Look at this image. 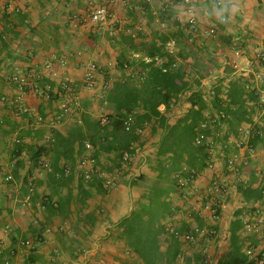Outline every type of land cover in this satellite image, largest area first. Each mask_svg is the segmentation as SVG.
Listing matches in <instances>:
<instances>
[{"label": "crops", "instance_id": "obj_1", "mask_svg": "<svg viewBox=\"0 0 264 264\" xmlns=\"http://www.w3.org/2000/svg\"><path fill=\"white\" fill-rule=\"evenodd\" d=\"M101 4L108 12L104 25L81 20ZM145 5V0H128L125 4L122 0H0V264L6 260L49 264L54 252L65 264L100 262V235L109 227L102 206L108 194L107 177L111 175L103 168L109 166L111 155L101 153L94 160L88 144L81 154L74 145L72 163L62 156L56 159L57 152L50 141L55 135L67 137L82 125L83 114L93 120H107L113 109L106 97L115 83L140 85L145 75L141 62L148 61L145 46L154 32L163 31L159 23H167L163 33L168 41H174L177 50L183 45L173 35L178 30L176 25L194 19L196 30L183 39L185 58L176 60L192 72L191 79L201 65L206 66L210 74L200 84L205 95L216 84L227 86L233 80L247 84L246 89L260 90L264 84V65L256 59L264 52V0H151L149 11L139 12ZM210 28L215 29L214 35L207 34ZM101 30H110L111 36L105 38ZM127 30L134 35L127 34ZM92 63L96 65L95 83L86 88L85 73ZM17 74L40 87L42 83L52 85L50 97L26 88L20 91L11 81ZM187 95L184 92L174 98L168 108L163 104L157 107L167 115L169 124L187 112ZM63 102L68 111L56 122ZM18 104L26 111L19 113ZM245 104L248 121L228 124L226 116L220 127H212L205 140L206 156L202 157L206 166L192 181L182 180V185L170 194L173 212L161 223L163 227L172 224L180 231V255L175 264H218L227 253L229 227L236 214L241 212L243 220L245 213L257 210L264 217V196L247 203L239 191V187L251 185L264 193V137L260 134L251 145L254 133L264 132V111L252 100ZM211 110L207 109L205 115H210ZM159 133L157 130L152 135L146 126L139 142L132 144L134 154L125 159L127 166L122 164V170L112 173L115 211L112 208L109 212L115 214V222L131 210H123L127 198L135 202L144 191L136 193L139 184L129 187L130 178L139 172H149L150 180L155 178L154 153ZM16 139H20L21 147L16 146ZM240 140L243 144L238 147ZM36 151L40 153L37 161L31 158ZM55 168L66 169L64 175L55 176ZM86 171L89 178L92 172H100L106 194L90 188L91 196L81 197L78 188L86 187ZM68 194L70 202L63 214L50 207L58 206ZM108 217L113 221L110 214ZM205 229L208 243L201 238ZM185 233L195 234L199 241L188 246L183 239ZM238 235L242 252L248 247L264 250V226L253 233L242 227ZM21 241H29L27 251ZM166 245L165 235L160 249L164 251Z\"/></svg>", "mask_w": 264, "mask_h": 264}, {"label": "trees", "instance_id": "obj_2", "mask_svg": "<svg viewBox=\"0 0 264 264\" xmlns=\"http://www.w3.org/2000/svg\"><path fill=\"white\" fill-rule=\"evenodd\" d=\"M145 3L146 5L139 12L149 11V3ZM188 21L182 25H176L173 20L171 22L179 30L173 34L177 43L183 45L174 55L168 54L165 49L168 36L163 31L167 29V23L163 22L165 24L163 31L153 33L144 51L148 61L141 62L145 75L141 77L140 85L132 87L126 83H115L106 97L112 105L113 113L107 116L105 123L101 124L99 120H93L88 114H83L82 125L75 127L67 137L55 135L50 141L57 152L56 159L62 156L72 163L74 162V145L78 147L77 153L81 154L88 144L93 150L91 158L94 160L98 159L101 153L110 154L111 157H108L110 164L103 168V172L109 175L114 170H122V164L127 166L128 162L124 160V154H127L129 158L134 154L132 144L139 142L141 132L146 126L150 127L152 135L157 133V130L160 131L154 153L155 178L133 203L129 213L115 222L118 238L126 250L134 254L141 264H175L180 255L178 238L174 234L166 233L161 222L172 215L169 197L180 187L179 180L192 181L206 166L202 158L206 156L204 152L206 144L204 142L201 145H195L197 134L203 133L207 137L212 127H220L226 116L228 124L232 121H236V124L241 120L248 121L245 117L249 115L245 104L247 100L254 101L261 110L258 105L259 90L256 88L247 87L246 89L247 84L233 80L227 86L216 84L205 95L200 84L201 79L210 74L206 66L200 64L201 69L195 71L196 76L193 79H191L192 72L185 65L179 63L173 67L176 57L185 58L186 45L183 39L197 28L193 19L194 27L189 29ZM158 28L161 29L159 25ZM256 59L264 65V52L256 55ZM158 60L161 62L157 63ZM120 67L123 68L122 64ZM220 81L218 80L217 83ZM41 87L45 89L46 86L42 83ZM49 87L51 90L52 85ZM263 87L264 84L261 85V88ZM50 92H47L48 97L51 95ZM184 92L188 94L189 108L173 124H169L167 115L160 113L157 107L163 104L165 108H168L170 102ZM137 108L141 109L139 113L136 112ZM209 108L215 112V115H212L211 111H209L210 115H205ZM129 117L131 118L130 128L126 130L124 122ZM203 124L205 127H202ZM260 134V131L254 133L255 139H251L252 146L257 142ZM20 142L18 139L17 147H21ZM39 156L40 153L36 151L32 153L31 158L37 161ZM65 170L55 168L52 173L59 178L64 175ZM99 174L100 172L92 173L86 180V187L79 185L78 192L83 199L91 196L90 188H94L98 194H106L104 179ZM144 178L145 174L139 172L138 175L130 178L128 186L138 185ZM239 191L247 203H254L264 196L261 188H254L251 185L239 187ZM70 197L71 195L68 194L58 206L50 205V207L54 210L58 209L63 214L70 202ZM240 215L241 212L236 214L230 223L228 250L218 264H256L253 261L248 263L247 257L241 251L242 243L238 232L243 225ZM164 235L167 236V245L162 251L159 237Z\"/></svg>", "mask_w": 264, "mask_h": 264}, {"label": "built area", "instance_id": "obj_3", "mask_svg": "<svg viewBox=\"0 0 264 264\" xmlns=\"http://www.w3.org/2000/svg\"><path fill=\"white\" fill-rule=\"evenodd\" d=\"M122 2L125 4L128 2V0H122ZM145 2L150 3L151 0H145ZM12 3L11 1H9L8 6H10ZM108 12H107V8L105 5L101 4V5H97L94 6L93 8H91L89 10V12L82 17V21L83 22H90L92 24H95L97 26H101L104 25L108 18ZM222 21H224V19H222ZM189 24V29H192L194 27V21L192 18L189 19L188 21ZM159 27L161 28V30L165 29V24L163 22L159 23ZM127 34H131L132 36L134 34L131 33L130 30L126 31ZM215 33V29L214 28H210L207 30V34L208 35H213ZM165 49L168 52V54L170 55H174L176 52L175 49V43L173 40H169L166 42L165 44ZM179 62L176 60L175 63L173 64V67L176 66ZM95 71H96V65L95 64H90L87 67L86 73H85V86L86 88H92L94 87V83H95ZM11 81L18 87V89L20 91L24 90L25 88L30 90L33 93L36 94H40V95H44L45 97L47 96V92L51 91L49 86H46L45 89L41 88L39 85L36 84H31L28 83L27 80L25 79V77H23L22 75H13L11 77ZM106 87V85L102 86V89H104ZM3 100L5 99L4 97L2 98ZM18 99H20V97H18ZM258 105L261 109V111H264V87L261 88L258 91ZM17 111L19 113L25 112L26 109L18 104L17 106ZM68 111V107L66 105V103H62L60 105V112L57 114L55 121L58 122L65 113H67ZM106 118H101L100 122L101 124L105 123ZM130 123H131V118L129 117L125 122V129L128 130L130 128ZM202 127H205V124L202 125ZM261 136L264 137V132L261 133ZM206 140V136L203 133H199L197 134V136L195 137V145H201L205 142ZM16 142H18V139H16ZM243 141L240 140L236 143V146L240 147L242 146ZM87 147H89V145H87ZM128 158L127 154H124V160ZM42 164V162H40ZM43 166L45 168H48V164L47 163H43ZM95 172V171H94ZM92 172V173H94ZM97 172V171H96ZM95 172V173H96ZM90 174L88 171L85 172L84 174V178L87 179L89 178ZM10 177L8 176L7 179H9ZM180 185H182L183 181L179 180ZM242 225L243 228L245 229L246 232H259L260 229L264 226V217L261 215L260 212H258L257 210L253 211V212H248L245 213L243 215V220H242ZM164 230L166 233L168 234H174L177 238H179L180 236V232L178 231V229L176 228V226L169 224L164 226ZM183 239L184 241L188 242V243H194L197 240V237L195 234L193 233H185L183 234ZM29 241H21L20 245H28L29 246ZM203 252H206L207 248L204 245L202 247ZM244 254L247 257V261L248 263L250 262H255L256 264H264V250L262 249H255L253 247H248L244 250ZM5 264H7V262L5 261Z\"/></svg>", "mask_w": 264, "mask_h": 264}, {"label": "rangeland", "instance_id": "obj_4", "mask_svg": "<svg viewBox=\"0 0 264 264\" xmlns=\"http://www.w3.org/2000/svg\"><path fill=\"white\" fill-rule=\"evenodd\" d=\"M101 31H103V30H101ZM103 34H104L105 38L111 36L110 30H104ZM130 172H131V174H134L135 169H132ZM149 175H150L149 172H147V174L145 173V178L143 181H141L139 183V185L136 189V193L137 192L141 193L142 190L145 189L147 187V185L151 182V180H150L151 177ZM107 179L109 180V184H107L108 194L105 197L104 205L102 206V210H103V216L106 217V219H104L105 224L108 225L109 227H106L105 228L106 231L102 235H100L101 237H103L101 252H99L100 250L98 251V255L101 254V255H99L100 262H99V259L96 262H99L98 264H115V263L116 264H141L139 262V260L134 256V254H132L126 250L122 241L117 236V230L115 229V225H113L115 223V221H114L115 220V214L113 215L112 212H109V209H112V208L115 211V177H113V175L111 174L107 177ZM213 194H214V192H213ZM107 198H108V200H107ZM133 203H134V201L130 202L127 198L126 204H124L125 206H124L123 210L127 211L129 207L132 209L133 205H134ZM110 204H112V205H110ZM107 214L108 215L110 214L111 218L113 217V221H112V219H109V217L107 219ZM205 230H203V232H202L203 235L201 238H202V240L206 241V243H208L207 238L209 237V234L207 232V229H205ZM199 239H200V237H199ZM197 241H199V240L197 239L196 242ZM164 243H165V235L163 237H159V244L164 245ZM185 243H186V241H185ZM187 244H188V246H191V245H189L190 243L187 242ZM27 246L28 245H26V246L21 245V247L26 249V251L28 250ZM23 248H21V249H23ZM30 249H29V251H30ZM22 252H24V250H22ZM53 254H54L53 261H51V263H49V264H65L64 260H62L60 258H56L57 255L55 254V252ZM90 257H92V256H90ZM117 260H118V262H117ZM6 261H7V264H22L21 261H19L18 263H14V262L12 263L10 260H6ZM2 264H5V262ZM45 264H48V263H45ZM89 264H91V263H89Z\"/></svg>", "mask_w": 264, "mask_h": 264}]
</instances>
